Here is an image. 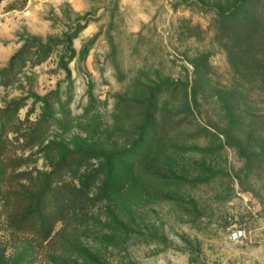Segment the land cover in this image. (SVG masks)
Returning a JSON list of instances; mask_svg holds the SVG:
<instances>
[{"label": "rangeland", "instance_id": "obj_1", "mask_svg": "<svg viewBox=\"0 0 264 264\" xmlns=\"http://www.w3.org/2000/svg\"><path fill=\"white\" fill-rule=\"evenodd\" d=\"M0 264H264V0H0Z\"/></svg>", "mask_w": 264, "mask_h": 264}, {"label": "trees", "instance_id": "obj_2", "mask_svg": "<svg viewBox=\"0 0 264 264\" xmlns=\"http://www.w3.org/2000/svg\"><path fill=\"white\" fill-rule=\"evenodd\" d=\"M13 8H16V7H13ZM118 160L123 161V159L121 158ZM101 175L102 174L100 170H95L92 175V178L89 179V181H86L85 183H83L79 190H76V193L73 194L72 199L76 200L78 192L81 193L84 190L86 191V189H90V187L96 183V181L101 177ZM107 188L108 186H105V187L103 186L102 191L106 193L108 191ZM23 196L21 194H18L15 200V203L17 204L18 208L20 207L23 208L24 206H26L24 209H22L24 210L23 217H28L26 221V225H25L26 230L34 233L38 237V239H40L41 241L48 240L52 233L51 232L52 227L48 225L46 221V215L37 207L38 203H36L35 207H33L29 203L26 204L27 198Z\"/></svg>", "mask_w": 264, "mask_h": 264}, {"label": "built area", "instance_id": "obj_3", "mask_svg": "<svg viewBox=\"0 0 264 264\" xmlns=\"http://www.w3.org/2000/svg\"><path fill=\"white\" fill-rule=\"evenodd\" d=\"M243 232V231H242ZM240 230H238V231H233V233H232V236H233V238L234 239H239L242 235H243V233H242Z\"/></svg>", "mask_w": 264, "mask_h": 264}]
</instances>
